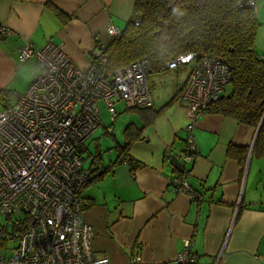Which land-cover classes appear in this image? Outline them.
<instances>
[{
    "label": "crops",
    "instance_id": "1",
    "mask_svg": "<svg viewBox=\"0 0 264 264\" xmlns=\"http://www.w3.org/2000/svg\"><path fill=\"white\" fill-rule=\"evenodd\" d=\"M134 2L0 0V25L11 31L0 33V110L22 95L37 71L35 58H17L24 43L36 49L47 42L60 43L74 63L86 66L96 43L109 40L107 26L122 30L127 25ZM259 2L257 37L264 32V0ZM255 50L264 58V45L259 50L255 43ZM187 66L182 77L179 71H169L173 68L148 76L152 108L163 106L184 86L192 64ZM135 114L140 122L134 124L141 127L144 121ZM189 123L183 100L171 102L131 145L132 162L114 164L88 182L82 193L83 219L95 232V257L107 256L110 264H132L138 255L135 264H175L189 239L196 256L191 264H264V154L253 151L258 129L205 111L192 128L194 157L184 161L180 154L187 145ZM230 148L235 149L229 154ZM170 155L183 163V170L174 166ZM173 175L186 182L189 192L173 190L168 183Z\"/></svg>",
    "mask_w": 264,
    "mask_h": 264
},
{
    "label": "built area",
    "instance_id": "2",
    "mask_svg": "<svg viewBox=\"0 0 264 264\" xmlns=\"http://www.w3.org/2000/svg\"><path fill=\"white\" fill-rule=\"evenodd\" d=\"M243 4L257 9L256 0H244ZM134 24L138 25V20ZM0 33L11 31L0 25ZM120 33L121 29L113 25L106 28L109 38ZM95 46L93 59L81 67L60 43L47 42L36 49L26 42L17 52L19 62L35 58L37 71L25 93L0 110V218L9 225L23 220L25 227L13 246L0 248V264H110L107 256H94L95 232L83 219L82 193L90 175L77 147L101 125L99 99H103L111 118L119 101L130 110L152 104L148 84L151 66L142 58L105 79L106 42ZM198 57L190 53L166 62L168 68L192 63L181 92L190 119L187 145L180 154L184 161L191 160L196 152L194 122L230 81V69L220 58L207 54ZM168 180L174 191L189 192L179 176ZM190 245L187 239L175 264L195 262ZM138 261L137 255L130 262Z\"/></svg>",
    "mask_w": 264,
    "mask_h": 264
},
{
    "label": "trees",
    "instance_id": "3",
    "mask_svg": "<svg viewBox=\"0 0 264 264\" xmlns=\"http://www.w3.org/2000/svg\"><path fill=\"white\" fill-rule=\"evenodd\" d=\"M243 2L135 0L132 17L127 25L119 36L109 38L104 47L103 54L107 61L104 78H108L118 68L142 58L149 60L150 72L154 74L166 72V62L181 55L193 53L196 59L202 54L218 57L230 69V90L228 93L223 91L216 101L207 105L205 111L230 116L241 124L257 128L253 151L264 154V58L255 50L260 23L254 8L245 6ZM55 14L59 15L60 11L55 9ZM134 20H138L139 24H134ZM186 83L157 109L152 108V105L133 108L144 121L143 125L137 127L132 122L124 127L123 143L114 145L116 155L109 165H104L102 161L103 151L97 147L98 142L96 153L89 150L86 142L77 147L82 160L90 159L87 165L89 181L102 176L110 166L123 160L132 162L129 150L133 142L142 138L143 128L156 115L168 104L181 98ZM234 149L230 148L229 154ZM236 150L243 152L245 148ZM24 222L10 223L9 229L0 224V248L15 243L17 235L25 227Z\"/></svg>",
    "mask_w": 264,
    "mask_h": 264
},
{
    "label": "rangeland",
    "instance_id": "4",
    "mask_svg": "<svg viewBox=\"0 0 264 264\" xmlns=\"http://www.w3.org/2000/svg\"><path fill=\"white\" fill-rule=\"evenodd\" d=\"M260 5V2L258 0V6ZM261 10V6L258 7V11ZM262 37H264V32L260 34V36L257 37L255 43H256V48L259 50L262 49V45H264V42L261 43ZM187 65H178L176 68L170 69V72L176 73L180 72V77H182L186 73V68ZM28 76V73L26 74ZM28 87V86H27ZM26 89V88H25ZM230 90V85L226 86L224 91L225 93H228ZM26 91V90H25ZM25 91L22 93V95L25 93ZM21 95V96H22ZM8 98H13V94H7L6 95ZM6 96L4 97L6 99ZM1 108V106H0ZM97 108L99 110V120L101 122V125L99 128H97L96 132H94L91 138H89L86 142L90 143L89 147L91 148L90 151L93 153H96V144H94L95 140L99 143V147L102 153V161L106 164L109 163L110 159L114 157L115 153V148L114 145L116 143H123V129L128 123H135L137 126H139L138 117H137V111L135 109L127 110L124 106L123 102L119 103L117 102L114 105V109L116 110V114L114 118H111V113L109 110L106 109V106L104 104L103 99H99L97 101ZM110 127V132L106 133V130ZM96 142V143H97ZM84 156V155H83ZM90 159L85 158V165H88ZM5 218H0V224L5 225L8 229L10 228L11 225L5 224ZM13 246V242L8 244V247ZM7 247V248H8Z\"/></svg>",
    "mask_w": 264,
    "mask_h": 264
},
{
    "label": "water",
    "instance_id": "5",
    "mask_svg": "<svg viewBox=\"0 0 264 264\" xmlns=\"http://www.w3.org/2000/svg\"><path fill=\"white\" fill-rule=\"evenodd\" d=\"M261 124V123H260ZM260 124H259V126H260ZM258 126V127H259ZM171 157H170V159H171V161L174 163V166L176 167V168H178L179 170H183V163H181L180 161H179V159L176 157V156H174V155H170Z\"/></svg>",
    "mask_w": 264,
    "mask_h": 264
}]
</instances>
